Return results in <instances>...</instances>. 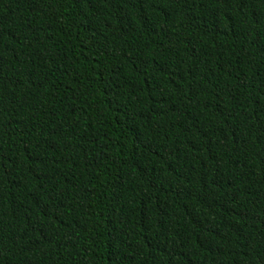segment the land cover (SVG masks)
I'll return each mask as SVG.
<instances>
[{
	"label": "trees",
	"instance_id": "16d2710c",
	"mask_svg": "<svg viewBox=\"0 0 264 264\" xmlns=\"http://www.w3.org/2000/svg\"><path fill=\"white\" fill-rule=\"evenodd\" d=\"M0 264H264V0H0Z\"/></svg>",
	"mask_w": 264,
	"mask_h": 264
}]
</instances>
